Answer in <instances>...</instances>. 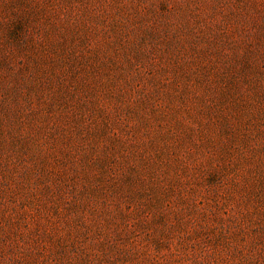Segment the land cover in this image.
I'll list each match as a JSON object with an SVG mask.
<instances>
[{"label":"rangeland","instance_id":"1","mask_svg":"<svg viewBox=\"0 0 264 264\" xmlns=\"http://www.w3.org/2000/svg\"><path fill=\"white\" fill-rule=\"evenodd\" d=\"M0 264H264V0H0Z\"/></svg>","mask_w":264,"mask_h":264}]
</instances>
